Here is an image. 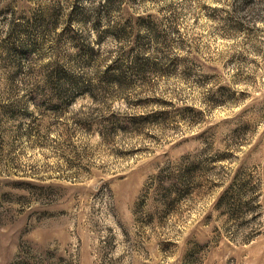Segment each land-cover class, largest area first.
Segmentation results:
<instances>
[{
  "label": "rangeland",
  "instance_id": "1",
  "mask_svg": "<svg viewBox=\"0 0 264 264\" xmlns=\"http://www.w3.org/2000/svg\"><path fill=\"white\" fill-rule=\"evenodd\" d=\"M0 264H264V0H0Z\"/></svg>",
  "mask_w": 264,
  "mask_h": 264
}]
</instances>
